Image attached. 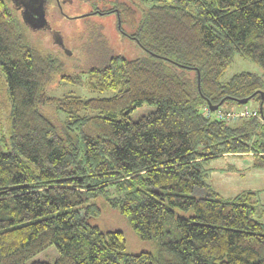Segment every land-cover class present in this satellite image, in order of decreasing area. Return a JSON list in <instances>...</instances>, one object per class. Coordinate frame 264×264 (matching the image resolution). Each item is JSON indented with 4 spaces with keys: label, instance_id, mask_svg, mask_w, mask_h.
<instances>
[{
    "label": "trees",
    "instance_id": "trees-1",
    "mask_svg": "<svg viewBox=\"0 0 264 264\" xmlns=\"http://www.w3.org/2000/svg\"><path fill=\"white\" fill-rule=\"evenodd\" d=\"M127 1L114 5L117 29L142 55L109 52L63 75L111 92L85 98L47 92L62 60L35 48L0 0V264H264L255 193L223 197L205 168L246 153L264 166V100L236 123L205 113L221 100L260 105L264 0ZM237 53L261 74L224 79ZM143 104L153 109L133 119ZM98 198L152 248L129 252L121 230L93 222Z\"/></svg>",
    "mask_w": 264,
    "mask_h": 264
},
{
    "label": "rangeland",
    "instance_id": "rangeland-1",
    "mask_svg": "<svg viewBox=\"0 0 264 264\" xmlns=\"http://www.w3.org/2000/svg\"><path fill=\"white\" fill-rule=\"evenodd\" d=\"M128 2L127 0H72V4L63 5V13L69 16H79L78 19L68 20L59 11L56 6H48L49 19L52 22L51 27L62 38L65 47L69 50L66 52L61 49L54 36L49 31H32L29 30L30 42L40 51H47L57 55L62 60L63 65L52 76L47 86V92L56 95L62 93H73L82 97L109 96L111 92L96 93L91 92L83 82L70 83L61 82L63 75H76L81 68H86V60L89 63L100 64L109 56V52L121 54L125 57H136L142 55L139 45L131 38L123 36L117 29V16L114 5L119 2ZM97 6L96 13L93 5ZM104 9V10H103ZM101 11H107L102 14ZM101 13V14H100ZM21 18V12L17 10ZM124 28L128 30L127 25ZM59 36H57L59 38ZM88 54V55H87ZM250 71L261 74V68L258 64L249 58L235 54L232 62L224 72L223 78L228 79L236 72ZM259 105L254 100H249L241 106L233 103H224L217 109L231 111L240 109H256ZM46 112L52 117L59 120L64 117L62 113H55L50 106L45 107ZM153 107L143 104L135 109L131 114L133 119H137ZM246 116L229 118V123L239 122ZM260 122L264 120L259 117ZM259 159L252 154H227L215 157L205 163L207 168V181L223 197H232L240 192H254L256 199V218L264 221V166L258 164ZM101 206V214L93 220L101 229H119L125 236L127 250L129 252H139L141 250H150V241L139 238L131 229L127 220L119 213L117 209L110 207L102 198H98ZM52 255L51 250H48ZM49 255V256H50ZM39 258H45L39 255Z\"/></svg>",
    "mask_w": 264,
    "mask_h": 264
},
{
    "label": "water",
    "instance_id": "water-1",
    "mask_svg": "<svg viewBox=\"0 0 264 264\" xmlns=\"http://www.w3.org/2000/svg\"><path fill=\"white\" fill-rule=\"evenodd\" d=\"M18 6L22 7L21 17L24 23L32 30H45L49 27V22L46 18V8L44 0H18ZM119 25V18H118ZM261 95V102L259 105V111L262 114V104L264 100V91L259 90ZM249 100V97L238 99V102L245 104ZM222 103V100L217 104L208 102L210 110H216Z\"/></svg>",
    "mask_w": 264,
    "mask_h": 264
},
{
    "label": "flooded vegetation",
    "instance_id": "flooded-vegetation-1",
    "mask_svg": "<svg viewBox=\"0 0 264 264\" xmlns=\"http://www.w3.org/2000/svg\"><path fill=\"white\" fill-rule=\"evenodd\" d=\"M11 2V4L13 5L14 8H16L17 10H19L21 12L22 10V7L19 5L18 6V0H9ZM45 1V8H46V18H47V21L49 22V27L43 31H49L51 32V34L54 36L55 40H56V43L58 44V46L61 48V49H64L66 52H69V50L65 47V44L62 40V38L59 36L58 33H54L55 31L57 30H54L51 25H52V22L51 20L49 19V15H48V9L49 7L48 6H56L59 11L63 14V16L68 19V20H72V19H78L79 16L81 15H77V16H69L67 13H63V5L64 4H72V0H44ZM117 13V11L115 12ZM117 16V15H116ZM118 19V17H117ZM51 23V25H50ZM58 32V31H57ZM59 36V38L57 37Z\"/></svg>",
    "mask_w": 264,
    "mask_h": 264
},
{
    "label": "built area",
    "instance_id": "built-area-1",
    "mask_svg": "<svg viewBox=\"0 0 264 264\" xmlns=\"http://www.w3.org/2000/svg\"><path fill=\"white\" fill-rule=\"evenodd\" d=\"M259 107L256 109H240V111H236V110H229V111H219L216 110L214 112H210V110L208 108H205V113L206 115H210L211 113H214V115L217 118H222V119H229V118H237L239 116H246V117H250V116H255L259 114Z\"/></svg>",
    "mask_w": 264,
    "mask_h": 264
}]
</instances>
